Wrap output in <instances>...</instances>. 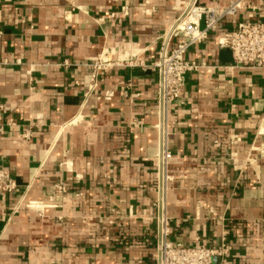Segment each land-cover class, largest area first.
<instances>
[{
  "label": "crops",
  "instance_id": "1",
  "mask_svg": "<svg viewBox=\"0 0 264 264\" xmlns=\"http://www.w3.org/2000/svg\"><path fill=\"white\" fill-rule=\"evenodd\" d=\"M188 1L0 0V173L17 185L0 197V264L156 263L157 73L113 68L89 92L91 70L63 63L113 48L151 63ZM249 14L189 49L209 67L187 76L170 111L171 241L226 234L228 264H264V71L233 68L217 45ZM58 182L68 195L51 201Z\"/></svg>",
  "mask_w": 264,
  "mask_h": 264
},
{
  "label": "built area",
  "instance_id": "2",
  "mask_svg": "<svg viewBox=\"0 0 264 264\" xmlns=\"http://www.w3.org/2000/svg\"><path fill=\"white\" fill-rule=\"evenodd\" d=\"M244 8L250 10L248 19L241 20L232 31H227L217 40L222 50L231 52L234 60L233 68L249 71H264V0H231L226 6L217 3H202L201 0H189L180 16L170 29L161 35L158 40L160 49L158 57L153 62L141 59V54L126 48L110 49L95 58L91 63L73 64L65 61V67L83 66L91 70V84L89 92L99 87L102 72L113 68H140L145 72L153 71L158 76V89L155 108L157 111V125L160 132L159 148L156 155V173L154 187L156 212V251L155 264H228L232 251L227 242L226 234L220 243L213 246L197 243L193 247L174 244L171 241V224L167 215V200L173 187L174 178L170 174L169 166L173 154L168 145L170 111L178 102L186 87L187 76L209 67L207 62L186 60L185 56L194 45L208 40L209 34L222 25L228 18L237 16ZM177 40H180L176 43ZM182 40V41H181ZM113 93L107 92L106 99H111ZM1 109H4L2 106ZM0 132L3 134V129ZM28 140L32 132L26 130L22 136ZM219 144L218 142H216ZM74 180L80 181V176ZM17 189L15 180L9 174L0 173V197H7ZM68 188L64 182L54 184V193L51 197L65 200ZM79 196H83L82 193ZM42 202H30L31 209L42 210ZM46 207V205H44ZM57 207L56 205H51ZM110 224L115 223V211L111 210ZM123 222V221H121Z\"/></svg>",
  "mask_w": 264,
  "mask_h": 264
},
{
  "label": "water",
  "instance_id": "3",
  "mask_svg": "<svg viewBox=\"0 0 264 264\" xmlns=\"http://www.w3.org/2000/svg\"><path fill=\"white\" fill-rule=\"evenodd\" d=\"M217 260H215V262H216Z\"/></svg>",
  "mask_w": 264,
  "mask_h": 264
},
{
  "label": "bare ground",
  "instance_id": "4",
  "mask_svg": "<svg viewBox=\"0 0 264 264\" xmlns=\"http://www.w3.org/2000/svg\"><path fill=\"white\" fill-rule=\"evenodd\" d=\"M77 122V121H76Z\"/></svg>",
  "mask_w": 264,
  "mask_h": 264
}]
</instances>
